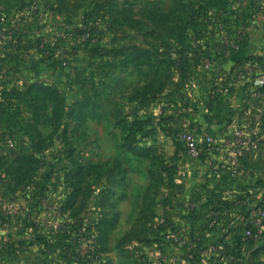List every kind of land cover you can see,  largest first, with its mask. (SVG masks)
<instances>
[{
    "label": "rangeland",
    "instance_id": "1",
    "mask_svg": "<svg viewBox=\"0 0 264 264\" xmlns=\"http://www.w3.org/2000/svg\"><path fill=\"white\" fill-rule=\"evenodd\" d=\"M220 1L0 0V264H170L167 112L238 28Z\"/></svg>",
    "mask_w": 264,
    "mask_h": 264
},
{
    "label": "crops",
    "instance_id": "2",
    "mask_svg": "<svg viewBox=\"0 0 264 264\" xmlns=\"http://www.w3.org/2000/svg\"><path fill=\"white\" fill-rule=\"evenodd\" d=\"M242 6L250 18L239 25L231 42L226 37L208 52L210 59L199 78L186 84L189 92H185L183 103L172 100L169 105L175 108L167 114L168 127L174 133L191 126L217 137L239 129L257 132L249 153L240 158L245 176H232L229 167L207 149L201 160L187 163L182 142L168 129L164 135L175 154L170 171L161 177L162 190L155 195L161 235L155 247L157 263L180 254L167 238L166 222L170 220L174 226L188 229V251L195 252V258L187 263L174 264H264V236L257 241L246 236L248 220L255 208L264 204V85L257 83L264 75V0H243ZM237 41L240 48L230 45ZM183 169L190 172L186 181L180 178ZM184 199L194 202L196 208L183 210L180 204ZM211 206L231 210L216 227L209 224ZM162 245L166 247L163 254ZM212 246L219 251L208 252Z\"/></svg>",
    "mask_w": 264,
    "mask_h": 264
},
{
    "label": "built area",
    "instance_id": "3",
    "mask_svg": "<svg viewBox=\"0 0 264 264\" xmlns=\"http://www.w3.org/2000/svg\"><path fill=\"white\" fill-rule=\"evenodd\" d=\"M5 11L6 6L0 2V16L4 15ZM228 44L230 43L228 42ZM230 45H233L235 48H240L239 41L236 43L233 42ZM257 83L259 85H264V75ZM256 135L257 132H246L243 129H239L235 132H230L227 136L217 137L205 131L198 132L196 129H188L183 132L181 136L184 159L187 163L199 161L202 159L203 150L206 148L216 154L221 163L229 167V172L232 176L239 174L245 176L244 166L240 162V158L249 153L250 146L255 142ZM189 169H191L190 165ZM214 171L218 172L216 168ZM189 177V170H181L180 178L182 181L188 180ZM183 205L185 208L191 210L196 208V204L189 200H184ZM230 212L231 210L228 207L211 206L208 208L209 224L213 227L219 226L225 216L229 215ZM263 226L264 204L258 205L248 220L246 230L247 238L256 241L262 239L264 236ZM168 240L170 245H174L180 254L177 253L175 256L166 257L167 263L174 264L181 261L187 263L193 257L188 251L189 239L187 228H176L175 230H171ZM209 251H219V248L212 246L208 249V252Z\"/></svg>",
    "mask_w": 264,
    "mask_h": 264
},
{
    "label": "trees",
    "instance_id": "4",
    "mask_svg": "<svg viewBox=\"0 0 264 264\" xmlns=\"http://www.w3.org/2000/svg\"><path fill=\"white\" fill-rule=\"evenodd\" d=\"M235 2V4H234V6H232V4ZM218 3V2H217ZM220 3H222V4H220V7H221V9L223 10L222 12H223V16H222V20L224 21V22H227V24H228V26H232V25H238V28H239V25H240V23L242 22V21H244L245 22V20L247 19L248 20V18H250V15H249V13H247L245 10H244V8H243V0H221L220 1ZM238 28H236V30H233V31H230L229 32V34H225L226 35V37H228L229 39L228 40H230V41H232L231 40V38L232 37H234L233 35L234 34H236V32H237V30H238ZM230 29V28H229ZM231 30V29H230ZM222 35L223 34H221V36H220V38L222 37ZM219 42H220V40H219ZM241 42L239 41V44H240ZM216 46V45H215ZM215 46L213 47V48H215ZM191 80H193L192 78H187V79H185V82H184V86H185V90H188L189 91V89H187L186 88V84L188 83V82H190ZM186 94V93H185ZM185 94H184V96L182 97V99L185 97ZM181 101H183V100H181ZM180 101V102H181ZM183 103V102H182ZM168 120H170L169 118H168ZM181 128V127H180ZM188 129H196L198 132H204L201 128H199V127H193V126H191V127H189ZM177 132H179V131H177ZM183 132V131H182ZM206 149V148H205ZM170 171V170H169ZM184 200H187V199H184ZM184 200H182V202H181V206H182V209L183 210H185V211H191V209H189V208H185L184 207V205H183V202H184ZM193 210V209H192ZM164 223H165V221H164ZM167 227H168V233H167V238H169V235H170V233H171V230H175L176 228H178V227H176V226H174V224L172 223V222H170V220H167ZM189 239V238H188ZM189 254H192V258H195V252L194 253H190L189 252Z\"/></svg>",
    "mask_w": 264,
    "mask_h": 264
}]
</instances>
